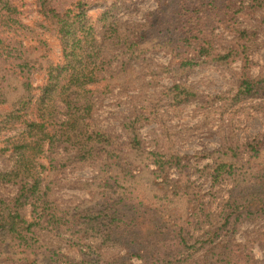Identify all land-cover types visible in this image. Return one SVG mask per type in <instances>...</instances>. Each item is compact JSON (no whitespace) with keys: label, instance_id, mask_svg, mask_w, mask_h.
<instances>
[{"label":"trees","instance_id":"obj_1","mask_svg":"<svg viewBox=\"0 0 264 264\" xmlns=\"http://www.w3.org/2000/svg\"><path fill=\"white\" fill-rule=\"evenodd\" d=\"M53 1L37 4L58 42L55 61L35 52L44 42L25 30L15 0H0V157L10 163L0 170V185L16 187L10 198L0 192V256L16 264H73L43 237L47 232L76 248L81 264H130L133 258L143 264H264L234 238L246 219L264 212V166L251 164L264 133L245 142L236 138L241 107L264 98V76L250 77L249 57L258 39L249 21L264 23V0H154L143 21L128 23L115 16L134 0H78L65 11ZM91 5L100 7L95 14ZM158 52L169 54V62L149 56ZM236 61L232 93L202 97L184 80L196 68ZM119 74L138 76L141 85L129 96L135 87L117 84L133 103L121 122L123 136L95 116ZM163 75L169 83L160 82ZM142 98L149 99L138 106ZM196 100L221 139L216 149L194 155L210 161L202 167L175 148L167 125L168 111ZM151 122L160 133L148 149L140 129ZM87 166L95 172L78 187L90 197L61 205L53 194L58 177ZM201 178L211 190L229 186L217 221L193 242L180 227L173 247L145 245L139 226L144 202L159 189L167 199L202 205Z\"/></svg>","mask_w":264,"mask_h":264},{"label":"rangeland","instance_id":"obj_2","mask_svg":"<svg viewBox=\"0 0 264 264\" xmlns=\"http://www.w3.org/2000/svg\"><path fill=\"white\" fill-rule=\"evenodd\" d=\"M78 0H54L53 7L58 11H65L72 8ZM85 1V0H83ZM20 9L19 19L26 31H32L36 39L44 42L35 52L41 58H49L56 60L59 54L58 42L55 39L53 27L45 19L39 11L37 0H15ZM156 7L154 0H134V3L128 4L127 8L117 12L115 18L121 22H140L143 21L147 12ZM90 12L95 14L97 8L90 6ZM261 19L258 17L257 20ZM257 32V45L249 51V57L252 62L250 68V77L256 78L259 75L264 76V23L261 21L250 20ZM153 58V55L150 54ZM155 60L159 63H167L170 56L166 53H159ZM240 70V62L236 61L228 64H210L203 68L192 70L184 80L187 84L195 88L202 97L212 96L218 92H231L235 90L238 84V72ZM236 72V74H235ZM37 74V81L40 80ZM115 81L114 88L111 93L101 101L96 109L95 116L99 125L103 128L111 129L114 133L123 136L121 130V122L125 115L133 108V103L127 98V94L117 84H128L135 87L129 96L136 93L140 83L139 77L132 74H119L112 78ZM168 75L160 77V82L169 83ZM142 88V87H141ZM139 89V91L141 90ZM152 89L142 91V95L150 96ZM147 99L142 98L138 102V106L147 103ZM252 105H255L253 108ZM206 111V110H205ZM203 110V105L199 100L182 106L177 111H168L167 125L169 136L173 139L175 148L185 155H190L196 166L202 167L209 163V160L194 158L198 152L203 149L211 150L219 146L221 139L219 135L214 133L215 126L209 125L207 114ZM208 111V109H207ZM240 126L236 133V138L245 142L252 138H257L264 133V98L259 100H250L241 107ZM156 122L145 125L142 135L148 146L153 143V135L160 133ZM259 148L257 158L251 162L254 169L264 166V138L258 140ZM0 157V170H6L9 162ZM95 172L93 166L81 167L77 169H69L57 179L54 186L53 194L61 205H73L79 201L87 200L90 195L80 189L78 185L89 179ZM200 187V194L203 196L202 205L197 202L186 204V200L174 197L167 199L163 192L155 189L156 196L144 202L142 206V220L139 221L142 238H146L145 245L158 246L168 244L175 245V234L181 230L187 234L190 241L202 236L210 225L217 220V213L221 206V201L227 196L228 185H221L219 188L211 190L209 181L205 178L197 180ZM0 192L4 198H10L16 193V187L11 184L0 185ZM140 192L145 194L154 193L150 189L140 188ZM187 209L184 214V209ZM152 214L154 219L144 214ZM145 217L147 219H145ZM158 229H156V225ZM161 228V229H160ZM163 228V229H162ZM185 231V232H184ZM43 237L59 247L61 252L69 257L74 263L81 264L80 254L78 250L70 246L60 235L43 232ZM235 241L239 244H245V249L254 259H264V212L253 213L249 219H246L238 228ZM166 239V240H165ZM164 242H160L163 241ZM153 241V242H152ZM119 254L124 255L125 250L117 248ZM156 249V248H155ZM109 250L112 251L111 248ZM147 263V262H146ZM0 264H16L5 260L0 256ZM130 264H143L141 260L131 259ZM145 264V263H144ZM148 264V263H147Z\"/></svg>","mask_w":264,"mask_h":264},{"label":"built area","instance_id":"obj_3","mask_svg":"<svg viewBox=\"0 0 264 264\" xmlns=\"http://www.w3.org/2000/svg\"><path fill=\"white\" fill-rule=\"evenodd\" d=\"M159 53H164V52H158V53H153L152 55H153V58L154 57H156ZM167 54V53H166ZM169 55V54H168ZM170 56V55H169ZM155 59V58H154ZM170 60V59H169ZM169 62V61H168ZM167 62V63H168ZM145 128V125L144 126H142V128L140 129V134H141V136H142V138L144 139V141H145V138H144V136L142 135V130ZM146 142V141H145ZM146 145H147V147H148V149L149 148H151V146H148L149 144H148V142H146Z\"/></svg>","mask_w":264,"mask_h":264}]
</instances>
